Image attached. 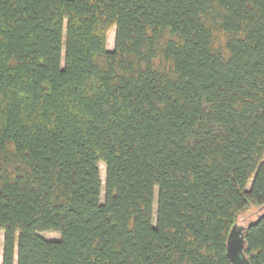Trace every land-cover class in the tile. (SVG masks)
<instances>
[{
	"label": "trees",
	"instance_id": "1",
	"mask_svg": "<svg viewBox=\"0 0 264 264\" xmlns=\"http://www.w3.org/2000/svg\"><path fill=\"white\" fill-rule=\"evenodd\" d=\"M237 225L264 264V0H0L1 264H232Z\"/></svg>",
	"mask_w": 264,
	"mask_h": 264
},
{
	"label": "rangeland",
	"instance_id": "2",
	"mask_svg": "<svg viewBox=\"0 0 264 264\" xmlns=\"http://www.w3.org/2000/svg\"><path fill=\"white\" fill-rule=\"evenodd\" d=\"M114 44H115V30L113 29L108 34L107 48L109 50H113ZM100 170H101V175L103 176V179L105 180L106 179V168L103 164H100ZM104 198H105V181H103L102 202H104ZM155 208H156V204H155ZM261 211L262 210L257 209V208H251L247 212L243 213V215H241L242 222L244 224H247L248 222L256 218V216ZM41 236L48 240L60 239V235L57 233H53V232H49V233L44 232V233H41ZM3 239H4L3 233L2 231H0V264L2 263V255H3Z\"/></svg>",
	"mask_w": 264,
	"mask_h": 264
},
{
	"label": "water",
	"instance_id": "3",
	"mask_svg": "<svg viewBox=\"0 0 264 264\" xmlns=\"http://www.w3.org/2000/svg\"><path fill=\"white\" fill-rule=\"evenodd\" d=\"M245 232L246 227L244 225H237L231 231L228 241V256L232 264H251L245 254Z\"/></svg>",
	"mask_w": 264,
	"mask_h": 264
},
{
	"label": "bare ground",
	"instance_id": "4",
	"mask_svg": "<svg viewBox=\"0 0 264 264\" xmlns=\"http://www.w3.org/2000/svg\"><path fill=\"white\" fill-rule=\"evenodd\" d=\"M102 179H103V176H102ZM103 181H105V180L103 179Z\"/></svg>",
	"mask_w": 264,
	"mask_h": 264
}]
</instances>
